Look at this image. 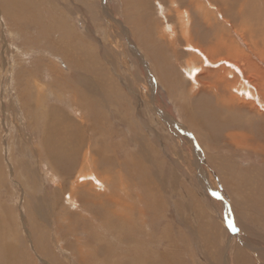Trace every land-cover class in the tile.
<instances>
[{"label": "rangeland", "instance_id": "rangeland-1", "mask_svg": "<svg viewBox=\"0 0 264 264\" xmlns=\"http://www.w3.org/2000/svg\"><path fill=\"white\" fill-rule=\"evenodd\" d=\"M178 26L256 54L264 0H0L4 264H264V104L222 62L191 90Z\"/></svg>", "mask_w": 264, "mask_h": 264}, {"label": "bare ground", "instance_id": "bare-ground-1", "mask_svg": "<svg viewBox=\"0 0 264 264\" xmlns=\"http://www.w3.org/2000/svg\"><path fill=\"white\" fill-rule=\"evenodd\" d=\"M160 9L162 11V8H160ZM184 13H185V11H184ZM179 18H182V17H179ZM185 20H186V18H185ZM177 28H179V30H180L179 32L181 33V36L183 37L184 43L186 45V51H187L188 57H187V59H185L182 62V66L184 68V75L187 77V79L190 78L189 82H190V89L191 90H194L195 87L198 86V84H199L198 83V78L202 74V72L205 70V68L203 67L204 65L202 66L203 62L204 63H208V64L212 63L214 66H218L222 62V64H224V72H225V75H226L227 78L229 76L231 78H235L236 77V79L237 78L241 79V81H240L241 83H239V86L235 87L236 94H240L239 92H241V94L243 93V95H245V97H248V95H249L254 100H257L260 105L264 104V94L261 93L262 88H264V71L262 70V64H264V42H263V46H262V44H259L261 42V40L258 41L259 42L258 44L261 45L262 47L260 46L261 47V48H259L260 52H257L256 54L253 53V54L247 55V52H246V55H245V53L244 54L242 53L243 51L242 52L239 51V48H233V52H234L233 55L227 54L225 57H222V58H219V59H217L215 61H212V60L215 59V57H214V55L211 52H206L204 50L199 49L192 42V37L189 34V26H178ZM245 28H246V26H245ZM248 29H246V30H248ZM169 30L174 31L171 28ZM252 30H254V29H252ZM252 30H250V31H252ZM260 31H262V30H260ZM255 32L256 31H254L252 33L250 32V33L252 35ZM263 34L264 33L262 32V35ZM171 35H173V33ZM261 36H260V38L264 37V36H262V37ZM253 38H255V36H253ZM233 40L235 41L236 39H233ZM240 41H243V40H240ZM255 42H256V40H255ZM243 45H245V44H243ZM253 46L254 45H251V47H253ZM246 47H248V46H246ZM18 52H20V51H18ZM248 53H250V52H248ZM198 59H200L199 62H198ZM198 70H200V71L199 72H195V71H198ZM244 74H245L246 78L244 77ZM212 86L216 87V84L214 83V85H211V84L203 85V88H204L203 91H207L206 89H209ZM251 87L255 90L254 92L251 91V89H250ZM40 98H41V96H40ZM199 108H200V110H202L201 112L204 115L203 116V121H205V120H207V121L219 120V122H224L223 120L222 121L220 120L221 113H219V112L221 111V109L219 108V106H216L215 108L207 110L205 108V105L202 104L201 106H199ZM51 111L54 112L53 110H51ZM203 111H205V112H203ZM258 111L260 112V110H258ZM225 119H227V118H225ZM210 130H211V128H210ZM211 132H213V131H211ZM65 133L66 132L64 131L62 134H65ZM71 134H72V137L68 133L69 138H68L67 134H65L67 136L68 140H65L66 137L65 138L63 137L64 138V142H65V145L63 147H61L62 145L60 147L52 146L51 145L52 142H55V140H58V139L62 140L63 138L60 136L57 139H53V136H56L58 134L54 133V135H51L49 146H48V150H45V152L53 151L52 156L54 155L53 158H55V162H53L52 156H50L51 157V163L50 164H51L52 167L55 168L56 171L62 170V168H64V167H65L66 170L69 169V165L71 163L70 162L71 156H69L70 153L67 152V150L70 149L69 146H68V141L70 140V142L73 144V142H75L74 138L77 140V135H75V133H71ZM237 135L228 133L227 136L229 138L233 139V138H236ZM247 138H248V135H247ZM242 139H243V137H242ZM72 140H74V141L72 142ZM60 153H62V154H60ZM48 156L49 155L47 154V157ZM86 160H87L88 165H89V161H90L89 158H87ZM65 164H66V166H64ZM65 169H63V170H65ZM66 170H65V172H66ZM78 176H79L78 178L81 177V179H84V180L85 179L89 180V178H93L95 180V182H97V181L99 182V183L97 182V185H99L101 183L99 181V179L94 175L92 170H90L88 168H87L86 171H80ZM81 179H79V181H81ZM89 183L92 184L91 181ZM4 260H1L0 264H4Z\"/></svg>", "mask_w": 264, "mask_h": 264}, {"label": "snow or ice", "instance_id": "snow-or-ice-1", "mask_svg": "<svg viewBox=\"0 0 264 264\" xmlns=\"http://www.w3.org/2000/svg\"><path fill=\"white\" fill-rule=\"evenodd\" d=\"M233 230H235V229H233Z\"/></svg>", "mask_w": 264, "mask_h": 264}]
</instances>
